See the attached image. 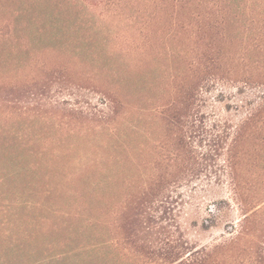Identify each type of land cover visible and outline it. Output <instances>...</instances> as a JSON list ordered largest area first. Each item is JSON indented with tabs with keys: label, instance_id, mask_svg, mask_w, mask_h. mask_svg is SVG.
Returning a JSON list of instances; mask_svg holds the SVG:
<instances>
[{
	"label": "rangeland",
	"instance_id": "1",
	"mask_svg": "<svg viewBox=\"0 0 264 264\" xmlns=\"http://www.w3.org/2000/svg\"><path fill=\"white\" fill-rule=\"evenodd\" d=\"M28 20L19 40L0 39V264H148L182 244L210 248L229 239L241 214L231 201L222 152L202 160L207 171L178 191L188 204L173 220L162 210L148 212L151 223L140 244L149 259L134 255L135 244L127 243L123 223L140 140L126 128L122 138L110 137L98 122H89L104 109L106 88L134 101L151 87L166 97L169 84H178L185 74V54L168 55L157 39L153 47L138 46L146 37L121 36L124 23L90 24L45 3ZM208 84L214 85L204 91L207 125H238L244 112L239 107L248 97L239 94L242 83L224 78ZM208 133L194 139L205 156L222 144ZM54 153L61 165H69L64 171L41 164ZM85 166L99 168L98 199L84 193L82 200L73 193L68 176ZM28 202L46 203L54 211L28 209ZM17 205L22 208L15 211ZM89 206L78 220L72 215L76 207ZM206 221L209 230H204Z\"/></svg>",
	"mask_w": 264,
	"mask_h": 264
},
{
	"label": "trees",
	"instance_id": "2",
	"mask_svg": "<svg viewBox=\"0 0 264 264\" xmlns=\"http://www.w3.org/2000/svg\"><path fill=\"white\" fill-rule=\"evenodd\" d=\"M42 3L90 24L124 23L121 36L146 37L138 46L153 47L156 39L162 40L168 55L181 51L186 56L185 74L176 80L178 84H169L166 97H159L160 90L151 87L134 101L106 88L101 99L104 109L89 121L98 122L110 137H120L126 128L140 140L132 157L135 179L129 183L131 195L124 206L125 239L135 244L133 254L149 257L140 244L142 232L151 223L148 212L162 210L165 218L173 220L174 213L188 204L178 191L207 171L202 160L226 152L223 163L231 201L241 214L231 226L230 238L210 248L182 244L165 257L154 256L148 264H264V0H0V39L19 40ZM224 78L242 83L237 86L239 94H248L239 107L243 117L234 127L208 126L204 93L214 85L208 83ZM7 86L18 88L17 84ZM207 132V137H220L222 144L205 156L194 147V139ZM155 134L161 139H153ZM60 163L54 153L41 164L58 171L69 167ZM93 168L85 166L68 176L78 199L87 198L86 193L96 199L100 195L99 168ZM26 205L54 211L43 202ZM20 208L17 205L15 211ZM90 209L76 207L72 215L78 220ZM88 219L91 226L97 225ZM203 227L209 230L212 225L206 221Z\"/></svg>",
	"mask_w": 264,
	"mask_h": 264
}]
</instances>
